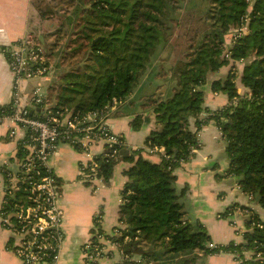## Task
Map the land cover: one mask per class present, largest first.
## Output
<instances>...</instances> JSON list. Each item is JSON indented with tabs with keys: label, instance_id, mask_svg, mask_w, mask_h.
<instances>
[{
	"label": "trees",
	"instance_id": "trees-1",
	"mask_svg": "<svg viewBox=\"0 0 264 264\" xmlns=\"http://www.w3.org/2000/svg\"><path fill=\"white\" fill-rule=\"evenodd\" d=\"M63 1L67 9L55 25L49 22L58 13L37 8L38 21L30 30L34 47L41 50L43 66L50 69L38 37L49 23L52 31L47 36L58 38L67 33L73 37L69 41L76 44L71 51L84 50L83 61L62 77L60 87L69 95H58L50 104L43 98L37 105L40 111L34 110L31 116L45 122L96 114L107 120L119 110L131 118L134 132L154 124L144 148L128 150L119 136L124 145L111 149L104 145L94 154V173L104 185L120 162L127 167L122 172L126 180L118 207V223L123 227L105 235L96 216L90 242L101 247V240H108L126 260L133 255L128 246L136 245L142 254L133 264H205L207 257L219 253L232 255L240 264H264L260 214L249 207L229 206L218 218L232 225L239 208L244 226L241 242L209 248L211 239L205 227L186 217L183 199L187 189H177L174 175L200 148L197 134L201 127L213 122L224 143L225 176L234 178L240 191L264 212V0ZM242 28L235 39H226ZM4 54L9 59V49ZM222 68L227 72L218 77ZM158 79L167 82L156 84ZM238 85L246 92L238 93ZM207 92L224 95L227 104L209 110L204 107ZM3 110L10 112L11 106L0 107ZM191 120L194 131L189 128ZM57 131L61 133L58 144L67 145L70 139L63 137L65 128L57 126ZM26 144L27 135L17 143L18 161L27 153ZM124 149L128 152L123 153ZM154 149L158 163L142 157L144 150ZM35 164L29 173L1 170L7 185L11 176L19 178L18 190L5 194L1 209L11 221V212L29 190V181L37 180L36 173H52ZM85 171L91 174L89 168ZM247 253L249 260L244 256Z\"/></svg>",
	"mask_w": 264,
	"mask_h": 264
},
{
	"label": "crops",
	"instance_id": "crops-1",
	"mask_svg": "<svg viewBox=\"0 0 264 264\" xmlns=\"http://www.w3.org/2000/svg\"><path fill=\"white\" fill-rule=\"evenodd\" d=\"M50 1L0 0V107L9 105L13 89V75L4 53L31 36V27L38 21L37 8L42 7V4L47 6ZM226 72L227 68H222L218 77H223ZM36 77L38 76L33 78ZM33 78L20 83L22 103L30 110L40 111L30 100L33 92L38 89L31 84ZM237 91L240 94L246 92L239 85ZM23 95H28V100H24ZM226 104L227 98L222 94L207 92L205 95L204 107L209 110L221 108ZM130 121L129 116L115 110L109 115L106 124L112 133L124 139L128 150L142 149L154 124L151 122L134 132L130 128ZM189 128L191 131L195 130L193 120L190 121ZM13 129V125L7 121L0 124V264H21L11 250V244L14 242L12 235L2 226L1 221L2 204L8 188L1 170L5 168L12 174L17 172L19 162L16 159L17 143L24 138V132L20 128H16L14 135L9 137L8 133ZM197 137L200 148L188 163L182 164L174 171L177 189L184 187L187 189L183 199L184 210L190 220H198L205 227L213 245H226L231 241L238 244L241 242L240 229H235L229 222L227 226H223L218 221V215L234 204L249 207L260 214V217V212L263 211L240 191L234 178L225 176L228 161L216 125L208 122L201 127ZM102 147V144L92 145L91 152L98 154ZM142 157L154 163L160 161L157 154H149L148 150L143 151ZM84 161L85 157L78 150L61 144L57 153L47 162V167L58 180L59 207L63 212V241L56 264H85L83 247L93 236L94 217H99V224L105 235L112 234L117 227H123L118 223V207L119 193L126 180L122 172L127 164L120 162L115 167L107 185L101 181H94L90 186H86L79 180V165ZM238 210L239 208L234 212L232 221L238 220L243 224V215ZM101 242L104 244V253L97 264H133L139 259L138 255L133 254L126 260L118 248L107 245L102 240ZM249 256L245 255L246 258ZM207 262L240 264L232 255L225 253L211 255L207 257Z\"/></svg>",
	"mask_w": 264,
	"mask_h": 264
},
{
	"label": "built area",
	"instance_id": "built-area-1",
	"mask_svg": "<svg viewBox=\"0 0 264 264\" xmlns=\"http://www.w3.org/2000/svg\"><path fill=\"white\" fill-rule=\"evenodd\" d=\"M245 28L231 33V39H235ZM35 43L31 36L20 41L16 46L9 49L8 65L13 75V89L11 94V111L0 112V124L9 122L14 129L8 135L12 137L16 128H20L27 135L25 149L27 153L18 162V171L29 173L36 167L35 163H40L46 167L49 158L57 153L58 138L61 135L57 131V126L64 127V138L69 142L67 145L74 144L80 148V153L85 157V161L79 165V180L92 184L100 181L94 173L95 164L93 163L94 154L91 152L92 145H100L111 149L113 145L120 146L124 143L120 137L112 133L106 124V120L96 114H89L82 119L65 116L63 120L50 118L49 121H40L31 116V111L22 103L20 83L33 78L42 76L48 72V67L43 66L45 62L41 55V50L34 47ZM35 106L41 104L43 97L36 89L30 99ZM40 109V108H39ZM74 132L72 137L68 133ZM23 138V139H24ZM22 139V140H23ZM72 144V145H71ZM148 150L149 154L155 152ZM161 151V150H160ZM113 154L116 150L112 151ZM90 169L91 174L85 170ZM37 180L29 181L27 194L14 210L11 212V219L2 212V226L12 235V253L19 259L21 264H56L59 260L61 244L63 241V212L59 207V184L57 177L53 173L40 176ZM8 188L5 194H11L18 190L19 178L16 175L8 179ZM251 200L250 197H248ZM99 218V217H97ZM236 225L233 221V225ZM112 233H117L113 231ZM99 239L103 237L99 236ZM107 245L115 244L108 240ZM209 248H215L212 243ZM104 253V244L101 247L93 245L91 242L83 247V257L85 264H97Z\"/></svg>",
	"mask_w": 264,
	"mask_h": 264
},
{
	"label": "rangeland",
	"instance_id": "rangeland-1",
	"mask_svg": "<svg viewBox=\"0 0 264 264\" xmlns=\"http://www.w3.org/2000/svg\"><path fill=\"white\" fill-rule=\"evenodd\" d=\"M42 7L47 8L48 10L52 9L57 14L56 20L54 22L50 21L49 23L58 24V22H61L60 13L65 11V8L67 9V5L63 0H51L50 3L45 6L42 4ZM190 12V11H189ZM187 12V13H189ZM184 15H187L186 12H183ZM67 14V13H66ZM186 17V16H185ZM49 23L44 24V29H42V33L38 36L39 42L41 45V48L48 56V63L50 66L49 71L42 76H38L36 78H33L31 80V84L34 87H37L39 90V94L45 99V102L50 104L54 103L56 97L58 95H69L65 92H63V89L60 87L64 84V80H62L63 75L70 71L71 69H77V66L81 64V61H83V52H77L72 53L71 48L75 46L76 43H71V40L73 37H70L67 33H62L60 37L55 36H47L48 33H50L51 27L49 26ZM51 25V24H50ZM46 36V37H45ZM227 40H231V35L226 37ZM50 53V54H49ZM160 79V78H159ZM157 80L156 84H163L167 82L166 79ZM24 100H28V95H23ZM29 103V102H28ZM27 104V103H26ZM261 213V218L264 220V212ZM186 217L189 219V217L186 215ZM219 223L223 226L228 225V220L219 218ZM236 226L233 227L235 229H240L241 232L244 230V226L242 222L236 220L234 221ZM233 225V223H232ZM231 225V226H232ZM236 232V230H234ZM246 255V254H245ZM244 255V256H245ZM249 256V254L247 253ZM249 258H246L249 260ZM205 264H208L207 258L204 261Z\"/></svg>",
	"mask_w": 264,
	"mask_h": 264
},
{
	"label": "water",
	"instance_id": "water-1",
	"mask_svg": "<svg viewBox=\"0 0 264 264\" xmlns=\"http://www.w3.org/2000/svg\"><path fill=\"white\" fill-rule=\"evenodd\" d=\"M31 114H32V111H31ZM122 152L123 153H127L128 151H127V149H124ZM128 249L131 250L132 254H134V255H138L139 256V255L142 254V251L136 245L130 244L128 246Z\"/></svg>",
	"mask_w": 264,
	"mask_h": 264
}]
</instances>
